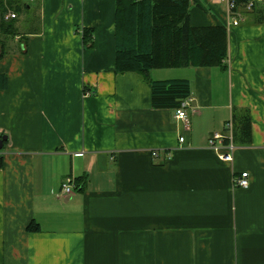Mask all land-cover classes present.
<instances>
[{
	"label": "crops",
	"instance_id": "0c3cea01",
	"mask_svg": "<svg viewBox=\"0 0 264 264\" xmlns=\"http://www.w3.org/2000/svg\"><path fill=\"white\" fill-rule=\"evenodd\" d=\"M23 1L0 57V264H264V21L190 0L191 25L226 27L223 66L144 79L115 71L114 0ZM170 78L189 81L187 121L151 106L149 81ZM234 109L251 139L224 161L208 139Z\"/></svg>",
	"mask_w": 264,
	"mask_h": 264
},
{
	"label": "trees",
	"instance_id": "16d2710c",
	"mask_svg": "<svg viewBox=\"0 0 264 264\" xmlns=\"http://www.w3.org/2000/svg\"><path fill=\"white\" fill-rule=\"evenodd\" d=\"M190 0H114L115 71H135L147 78L155 68L223 66L227 53V30L223 25L193 26L189 22ZM31 4L23 0H0V57L8 51L7 41L19 34L18 15L28 14ZM14 18L5 19L7 11ZM257 23L264 21V8L251 12ZM247 13V14H249ZM29 32L37 33L35 13L31 14ZM38 24V23H37ZM93 32L82 31L85 47H91ZM153 108H172L190 96V84L184 78L150 80ZM232 140L236 146L251 139V121L247 109H234L231 114ZM228 142V137L224 138ZM81 190L84 178L74 179ZM27 231H38L31 221Z\"/></svg>",
	"mask_w": 264,
	"mask_h": 264
},
{
	"label": "built area",
	"instance_id": "2783aa9c",
	"mask_svg": "<svg viewBox=\"0 0 264 264\" xmlns=\"http://www.w3.org/2000/svg\"><path fill=\"white\" fill-rule=\"evenodd\" d=\"M216 3H223L226 7V11L229 17V25L237 26L247 13L251 12L255 7L259 6L264 0H213ZM15 14L9 11L5 14V18H14ZM191 97L188 96L180 101V104L175 108V118L178 120L187 121V114L190 109ZM227 134L225 136L214 133L209 139L208 144L218 154L219 158L224 161H229L232 158V151L236 148V145L232 140V120L228 119L224 124ZM228 137V142L224 143V138ZM179 142L182 143L184 138L179 136ZM157 151H153L152 155L157 156ZM1 158V156H0ZM233 183L238 187H247L249 184L248 173L242 172L240 175L235 176ZM76 191V185L71 177H67L61 184L60 194L63 196L71 195Z\"/></svg>",
	"mask_w": 264,
	"mask_h": 264
},
{
	"label": "water",
	"instance_id": "95a60500",
	"mask_svg": "<svg viewBox=\"0 0 264 264\" xmlns=\"http://www.w3.org/2000/svg\"><path fill=\"white\" fill-rule=\"evenodd\" d=\"M4 137H1L0 138V148H1V145H2V141H3Z\"/></svg>",
	"mask_w": 264,
	"mask_h": 264
},
{
	"label": "rangeland",
	"instance_id": "374dc122",
	"mask_svg": "<svg viewBox=\"0 0 264 264\" xmlns=\"http://www.w3.org/2000/svg\"><path fill=\"white\" fill-rule=\"evenodd\" d=\"M9 11H11V10H9ZM9 11H7L6 14H7ZM18 16H19V15H18ZM5 19H6V18H5ZM6 20H8V19H6Z\"/></svg>",
	"mask_w": 264,
	"mask_h": 264
}]
</instances>
